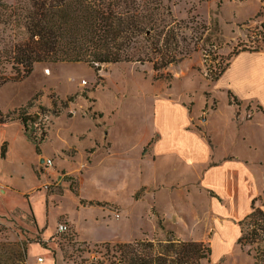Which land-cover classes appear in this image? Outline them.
<instances>
[{"label": "rangeland", "instance_id": "rangeland-1", "mask_svg": "<svg viewBox=\"0 0 264 264\" xmlns=\"http://www.w3.org/2000/svg\"><path fill=\"white\" fill-rule=\"evenodd\" d=\"M163 2L174 22L151 40L177 55L159 71L150 61L97 70L45 61L23 76L0 52V110L9 115L0 123V264H119L116 242L157 253L178 240L210 247L200 264H254L256 243L236 239L249 202L264 211V97L231 84L228 68L210 75L233 51L264 48V0ZM25 36L0 23V51ZM246 58L258 60L241 54L228 72ZM20 110L39 116L29 128L39 151Z\"/></svg>", "mask_w": 264, "mask_h": 264}, {"label": "trees", "instance_id": "trees-1", "mask_svg": "<svg viewBox=\"0 0 264 264\" xmlns=\"http://www.w3.org/2000/svg\"><path fill=\"white\" fill-rule=\"evenodd\" d=\"M0 10V23L19 25L25 31L22 40L0 51L6 53L16 73L23 76L35 62H83L97 70L102 64L150 61L154 71H159L176 60L177 51L164 54L158 37L151 40L153 33L168 32L174 22L170 7L163 0H16L15 4L0 2ZM236 53L233 51L232 55ZM228 64L211 73L210 79L216 80ZM227 97L238 104L229 90ZM72 99L68 96L66 101ZM40 109L47 110L44 106ZM51 111L57 116L60 110ZM8 117L0 110V123ZM16 117L35 151H39L40 140L29 131L38 114L31 116L20 110ZM3 153L1 148L0 154ZM250 208L238 221L240 235L236 243L241 248L256 243L254 264H264V211L254 204V199ZM138 243L144 246L138 241L113 245L120 255L119 264H200L210 255V247L201 241H171L165 243L164 252L157 253L149 250L150 243L146 244L148 250H139ZM251 249L248 247L246 252Z\"/></svg>", "mask_w": 264, "mask_h": 264}, {"label": "crops", "instance_id": "crops-1", "mask_svg": "<svg viewBox=\"0 0 264 264\" xmlns=\"http://www.w3.org/2000/svg\"><path fill=\"white\" fill-rule=\"evenodd\" d=\"M241 54H245L248 57L256 56V57H258L257 58L258 60L257 61L256 60L252 61L250 63V61H249L250 59L246 58V63L244 62V65L241 64L239 66V68H237L238 70H236L234 73H232V72L229 73L228 72L229 69L231 67H233V65L235 64V62H234V60H236L235 58H237L238 56H241ZM226 68H228L227 71H226L227 72L226 73L227 79L230 81L231 84H234L236 86H239V85L242 86L244 88V91L253 90L254 93H256V95L264 97V48H262L258 52L257 51L256 52H252V53H250V52H238V53L234 54V56L231 59V62L228 64V66ZM227 90H229V89H227ZM227 90H226V92H227ZM229 91L231 93H233L231 90H229ZM233 95L235 96L234 93H233ZM222 170H223V168L220 167V168L217 169V171L215 170V172H213V173L211 172V175H214V174L218 175V173H220ZM208 180L216 188V183L214 182V180L210 179L209 176H208ZM216 189H218V188H216ZM243 191L244 190H242V188H241L238 191V193L239 192L244 193ZM245 194L246 193H244V195ZM250 196H251V194H247L245 199H247ZM232 197H234L233 193H232L230 199H232ZM237 208H239V206ZM242 209H244V208L242 207ZM249 210H250V202H249ZM247 213H245V215ZM38 262L41 263L43 261L42 260H38ZM27 264H31L29 262V260H28V257H27Z\"/></svg>", "mask_w": 264, "mask_h": 264}, {"label": "built area", "instance_id": "built-area-1", "mask_svg": "<svg viewBox=\"0 0 264 264\" xmlns=\"http://www.w3.org/2000/svg\"><path fill=\"white\" fill-rule=\"evenodd\" d=\"M57 231L60 233H64L68 231V225L66 222H60L57 224ZM41 260V258H39Z\"/></svg>", "mask_w": 264, "mask_h": 264}]
</instances>
